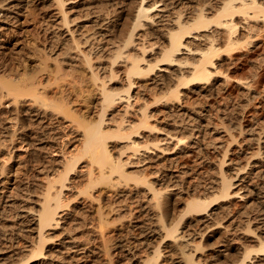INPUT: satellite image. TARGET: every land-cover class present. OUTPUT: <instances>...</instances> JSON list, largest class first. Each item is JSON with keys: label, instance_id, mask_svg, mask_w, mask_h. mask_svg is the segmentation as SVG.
<instances>
[{"label": "bare ground", "instance_id": "6f19581e", "mask_svg": "<svg viewBox=\"0 0 264 264\" xmlns=\"http://www.w3.org/2000/svg\"><path fill=\"white\" fill-rule=\"evenodd\" d=\"M51 1L58 14V24L69 32V38L61 47L63 57H53L54 69L45 83L43 79L29 80L32 76L25 75L16 80L0 77V93L6 97L5 102L13 103L14 121L21 119L20 104L28 101V112L33 111L40 120L67 121L78 131L80 138L73 149L62 151L58 166L49 170L52 175L46 177L37 208L33 213L25 212L33 214L38 239L32 241L29 253L13 264H30L50 257L52 250L46 242L54 237L45 233L48 229L60 226L61 231L68 234L89 223L103 236V228L115 216L102 210L96 187L127 184L128 181L134 186H144V191L151 195L159 229L157 234L147 235L145 238L149 241L139 248L135 244L129 247L127 264H158L168 245L164 241L167 239L175 241L180 254L178 264H264V191L260 190L261 185L258 188L249 186L250 181H239L244 178L238 175L239 172L251 167L248 161L233 168L235 171L231 168L233 174L223 169L229 143L218 157V177L186 200L177 219H169L167 215L164 194L169 185L149 178L145 171H129L128 161L122 157L127 150L137 161H144L147 153L154 149L164 154L180 152L194 133L200 135L202 127L209 125V119L213 120L210 114L214 111L224 123L225 111L223 115L217 114V105L224 100L220 93L225 84L232 80L238 87L251 90L249 80L232 77L229 69L235 67L232 63L241 60L242 54H250L254 47L264 50V0H138L136 4L124 0L122 8L118 1L111 0L107 11H104L106 6L102 5L104 10L98 7L104 3L102 0L97 4L92 0L82 2V7L78 5L76 14L71 9L76 5L67 4L78 0ZM78 18L79 22L76 21ZM83 20L98 29H91L89 34L83 31L86 34L82 35L78 30L85 23ZM228 63H231L229 67ZM77 71L86 73L96 89V97L92 98L96 108L94 117L78 113L64 89L68 78L84 81ZM260 76L255 75V82L260 81ZM219 77L222 82H218ZM61 81L64 82L59 83ZM228 94L230 96L229 89ZM190 102L203 106L198 112L191 111L196 122L189 124L196 132L191 129L186 135L180 134L185 126L179 121L173 126L175 132H166L164 137L155 134L162 129L158 127L159 112L162 117L169 118L175 108ZM228 123L223 127L233 140L238 134L231 131ZM237 129L243 133L242 127ZM24 142L26 147L31 144L28 139ZM250 155L264 158V140L255 142ZM49 171L47 169L46 174ZM72 173L84 178L83 186L73 185L75 176ZM66 188H74L75 192L69 195ZM81 194L84 195L81 201L85 198L90 203L96 201L94 216L72 201ZM235 197L241 201L239 208L233 210L230 203ZM188 214L200 222L195 235L179 231L183 217ZM221 214L226 217V223L220 220ZM105 241L101 249L103 257L107 264H113L115 259ZM71 243L66 241L68 245Z\"/></svg>", "mask_w": 264, "mask_h": 264}, {"label": "rangeland", "instance_id": "374dc122", "mask_svg": "<svg viewBox=\"0 0 264 264\" xmlns=\"http://www.w3.org/2000/svg\"><path fill=\"white\" fill-rule=\"evenodd\" d=\"M98 1L93 0L94 4ZM102 1L104 3H99L101 6L98 4V7L102 8L106 6L104 7L106 10L102 9L107 11L110 8L111 0ZM116 1H118V5L122 8L125 3L124 0ZM132 1L133 4H136L138 0ZM82 2L87 3L92 2V0H78L75 3L67 5H76V7L73 6L71 8L73 10L72 13L76 14L77 10L82 7ZM53 7L55 6H52L51 0H0V77H13L16 80L25 75L28 77L32 76L29 77V80H32L31 78L34 81L36 79H43V83L47 82L48 77L52 74L51 71L54 69V58L61 59L63 57L61 47L65 39L69 38V32L66 31L65 27L58 24L59 18L56 17L58 14ZM80 19H83V17ZM78 20L79 18L76 19V21ZM83 21L85 23L82 24V28L79 26L78 30V32L82 31V35L89 34L88 32H91V29H93L92 31L98 29L97 26L94 29L88 21ZM83 31H86V33ZM257 48L254 47L248 55L242 54L241 60L238 59L235 63H232V66L235 64L234 68L230 66L231 63L227 64V67L230 66L229 75L246 78L252 85L257 84H255V87L251 85L249 87L251 90L249 89V91L242 86L238 87L232 80H230L231 82L229 81L230 84L228 82L225 84L226 86L221 90L226 93H223V91L220 93L221 95L223 94L222 97H224L225 101L221 99L222 102H219L217 105L219 107L217 114L223 115L225 111L226 118H224L223 124L219 121L220 119H218L215 115L216 112L213 110L214 112L210 114L213 120L209 119V125L207 124L208 126L202 127V135L198 134L201 137L195 136L196 133H194V136L192 135L191 139L187 140V144H189L184 145L180 152L175 151L173 154H164V152L161 153L154 149L152 152L147 153L148 157L146 156L147 158L144 161H137L136 157L129 155L130 150L122 154V157L128 161L129 171L131 170L135 173L145 171L149 178L158 179L164 185H169L168 191L164 194L167 200V215L169 219L179 218L186 200L193 196V193L201 191V188L214 182L213 180L218 177L216 167L217 161L220 159L218 157L220 156V152L222 154L228 143L227 156H225L226 162L222 166L223 169L226 170V173L233 174V170L235 171L233 168H239V166H243L248 161L251 167H247L239 172L238 175L241 178L244 177L243 180L239 181H243V183L246 180L250 181L249 186H258V188L262 186L260 190L264 191V176H261L264 175V162L261 161L264 158H259L258 156L251 157L252 155H250L251 148L254 147L255 142L257 140L260 142L264 140V50H261L262 47ZM255 71L257 74H255ZM76 74L83 77L84 81L76 82V80L68 78L69 82L65 81L67 84L64 89L68 94L71 105L78 113L94 117L96 108L92 98L96 97V89L86 73L77 71ZM258 74H261L260 81L255 82L257 80V76L255 77V75ZM218 79V82H222L220 77ZM62 82L64 81L59 83ZM51 85L50 87H52ZM226 87L227 89H225ZM228 89L230 96L229 94L227 95ZM1 94L0 264H13L17 263L20 257L27 255L32 241L35 242L38 239L32 211L37 208L36 203H38V199L41 196L46 177L52 175V172H50L52 171V167L58 166L62 151L73 149L78 143L80 135L67 121L51 122L45 119H38V115H34L33 111L28 112L30 110L27 109L28 101H26L27 103L24 101L20 106L18 105L21 108L19 113L21 121H14V105H12L13 103L5 102L6 97L4 95L1 96ZM225 96L227 97L225 98ZM186 104H181L175 108L169 118L162 117L159 112L158 127L162 129L158 130V132L156 131L155 134L164 137V133L166 132H175L173 126L180 122L185 126V129L180 130L179 133L188 134L192 129L189 123L194 124L196 122L191 116H195L193 113L195 111L198 112L199 109L201 110L203 106L197 102ZM193 105L195 107H192ZM223 106L225 110L222 109ZM187 118L188 123L185 121ZM175 119L177 120L175 121ZM204 122L203 120V125ZM225 122H229L228 125L231 131L234 134H238L235 139H230L228 131L225 126L223 127L224 124L227 126ZM236 127H242L241 132L243 133L237 132L238 129ZM14 128L16 129V135L12 136ZM192 131L196 132L194 128ZM195 137L199 138V140ZM24 138L29 140V144L31 143L29 147L24 146L26 145ZM168 144L166 143V145ZM140 158L142 159V156ZM47 169L48 171L50 170L48 174H46ZM73 176H75L73 182L75 187L78 184H84L82 176ZM122 183L116 184V186L100 184L96 187L100 192L99 201L100 205H102V210L107 212V215L111 217L115 216L110 224H107L103 228V236L97 230L90 227L91 224L89 223L83 224V226L75 229V231L72 230L68 234L65 231H61L60 226L56 229H48L45 233H49L48 235L51 234L50 237H54L52 240L50 239L46 242V245H49L52 250V253L49 255L50 257L38 259L30 264H107L101 251L102 245L104 246L103 241L105 240V244L108 248L110 247L109 251L112 252L115 259L113 264H127L129 247L135 244L139 248L140 245L147 243L149 240L145 237L150 235V233L151 235L157 234L159 228L155 220L154 206L152 205V200H150L151 195L144 191V186H134V183L131 181H128L127 184ZM68 188L64 189L65 192L67 191V194L70 195L75 192L74 188H70V190ZM83 196L81 194L76 198L77 200L72 199V201L78 203L79 207L83 208V211H86V213H95L94 204L96 201L90 203L88 198L81 201ZM234 199L230 203V208L232 207L231 209L233 210L239 208L238 203L241 201L237 197ZM26 211L32 213L27 214L25 213ZM118 213L120 215L116 216ZM220 217V220L224 223L226 217H222V214ZM193 219L189 214L185 215L179 225V231H188L187 233H190V235L196 233L200 222ZM68 235L71 236L72 240H70V236ZM73 236L76 237L73 238ZM66 241H71L72 243L68 245ZM164 241L168 245L164 248L163 255L161 256L162 259L160 258L158 264H178L180 254L176 245H174L175 241L168 239Z\"/></svg>", "mask_w": 264, "mask_h": 264}]
</instances>
